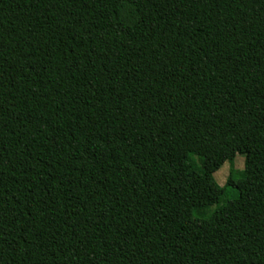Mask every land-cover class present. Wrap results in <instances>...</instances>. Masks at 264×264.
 <instances>
[{
	"label": "trees",
	"instance_id": "16d2710c",
	"mask_svg": "<svg viewBox=\"0 0 264 264\" xmlns=\"http://www.w3.org/2000/svg\"><path fill=\"white\" fill-rule=\"evenodd\" d=\"M0 264H264V0H0Z\"/></svg>",
	"mask_w": 264,
	"mask_h": 264
},
{
	"label": "rangeland",
	"instance_id": "374dc122",
	"mask_svg": "<svg viewBox=\"0 0 264 264\" xmlns=\"http://www.w3.org/2000/svg\"><path fill=\"white\" fill-rule=\"evenodd\" d=\"M246 158L243 154H237L235 159L231 162H226L222 168L214 174L215 182L225 189V198L222 200L220 205H224L227 201L237 199L238 193L235 189L227 187L228 180L232 173L236 175L241 174L245 170ZM218 206H214L211 211L217 209Z\"/></svg>",
	"mask_w": 264,
	"mask_h": 264
}]
</instances>
